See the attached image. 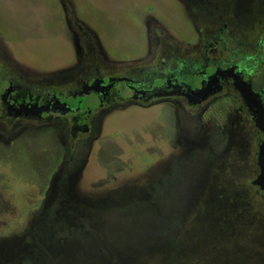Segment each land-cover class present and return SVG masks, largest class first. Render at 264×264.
Returning <instances> with one entry per match:
<instances>
[{
	"label": "rangeland",
	"instance_id": "1",
	"mask_svg": "<svg viewBox=\"0 0 264 264\" xmlns=\"http://www.w3.org/2000/svg\"><path fill=\"white\" fill-rule=\"evenodd\" d=\"M262 39L264 0H0L13 58L0 56V76L21 66L58 89L187 62L208 41L238 60ZM255 73L264 87V61ZM228 94L181 109L119 101L96 143L67 122L16 130L0 105V264H264V134Z\"/></svg>",
	"mask_w": 264,
	"mask_h": 264
},
{
	"label": "flooded vegetation",
	"instance_id": "2",
	"mask_svg": "<svg viewBox=\"0 0 264 264\" xmlns=\"http://www.w3.org/2000/svg\"><path fill=\"white\" fill-rule=\"evenodd\" d=\"M188 1L196 9L200 1L205 3V0ZM212 39L214 44L219 42L220 34ZM2 42L0 40V44ZM211 44L206 42L204 50L200 47L203 53L187 62L180 57H171L163 66L141 67L136 70V77L126 75L116 79L110 74L95 73L92 78L80 79L74 90L36 82L29 76L30 70L13 67V74L5 70L6 76H0L2 122L10 126L16 120V130L32 121V124L47 125L67 122L71 124L75 139L79 134H90L88 140L96 143L106 130L108 121L103 117L108 116L110 120L112 111L120 107L119 101L129 102L125 107L135 109L173 101V107L181 109L184 102L190 106L204 104L224 92H229L228 96L234 93L232 100L241 102V110L233 114L246 111L255 122L258 118H264V87L256 89L253 85L256 64L264 61V39L259 40L255 54L245 55L238 60H234L238 58L235 53L230 60H220L216 56V48H212ZM8 48L6 45L0 46V56L6 54L11 62L13 58ZM259 49H263L261 54L258 53ZM248 91L257 94V97L253 95V98H249ZM115 104L119 107L115 108ZM12 136L9 135L10 138ZM181 196V193L169 196V204H172L170 215H176L173 204L179 202Z\"/></svg>",
	"mask_w": 264,
	"mask_h": 264
},
{
	"label": "water",
	"instance_id": "3",
	"mask_svg": "<svg viewBox=\"0 0 264 264\" xmlns=\"http://www.w3.org/2000/svg\"><path fill=\"white\" fill-rule=\"evenodd\" d=\"M253 95L257 97V94H254L248 91L247 96L249 98H253ZM255 102L261 103V101H255ZM255 123H256L257 128L260 131H262V133H264V118H258V120ZM258 166L260 168V174L258 175V178L254 181V185L264 190V142L259 145ZM168 213L169 212L164 213L162 215L161 220H160V227H163L164 223L166 224L169 219H172V217L168 216Z\"/></svg>",
	"mask_w": 264,
	"mask_h": 264
},
{
	"label": "trees",
	"instance_id": "4",
	"mask_svg": "<svg viewBox=\"0 0 264 264\" xmlns=\"http://www.w3.org/2000/svg\"><path fill=\"white\" fill-rule=\"evenodd\" d=\"M257 187H258V186H257ZM259 188H260V187H259ZM172 216L176 217V215H172ZM99 242H100L101 244H103V245L108 244L105 238L102 239V240H100ZM108 264H110V263H108Z\"/></svg>",
	"mask_w": 264,
	"mask_h": 264
},
{
	"label": "clouds",
	"instance_id": "5",
	"mask_svg": "<svg viewBox=\"0 0 264 264\" xmlns=\"http://www.w3.org/2000/svg\"><path fill=\"white\" fill-rule=\"evenodd\" d=\"M263 134H264V133H263ZM263 142H264V141H263ZM263 142H262V143H263ZM262 143H261V144H262Z\"/></svg>",
	"mask_w": 264,
	"mask_h": 264
}]
</instances>
